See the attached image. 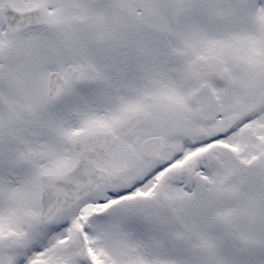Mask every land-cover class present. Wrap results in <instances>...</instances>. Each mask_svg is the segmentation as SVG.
Instances as JSON below:
<instances>
[{"label": "snow or ice", "instance_id": "snow-or-ice-1", "mask_svg": "<svg viewBox=\"0 0 264 264\" xmlns=\"http://www.w3.org/2000/svg\"><path fill=\"white\" fill-rule=\"evenodd\" d=\"M0 264H264V0H0Z\"/></svg>", "mask_w": 264, "mask_h": 264}]
</instances>
